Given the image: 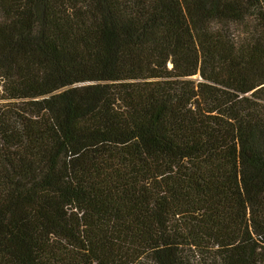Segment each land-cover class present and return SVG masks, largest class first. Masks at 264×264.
Wrapping results in <instances>:
<instances>
[{
  "label": "trees",
  "instance_id": "trees-1",
  "mask_svg": "<svg viewBox=\"0 0 264 264\" xmlns=\"http://www.w3.org/2000/svg\"><path fill=\"white\" fill-rule=\"evenodd\" d=\"M0 264H264V0H0Z\"/></svg>",
  "mask_w": 264,
  "mask_h": 264
}]
</instances>
